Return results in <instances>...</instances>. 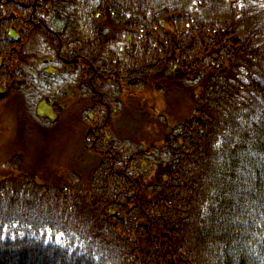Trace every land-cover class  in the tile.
<instances>
[{"label":"trees","instance_id":"16d2710c","mask_svg":"<svg viewBox=\"0 0 264 264\" xmlns=\"http://www.w3.org/2000/svg\"><path fill=\"white\" fill-rule=\"evenodd\" d=\"M262 3L0 0V111L17 124L0 167V264H264ZM46 52L80 66L52 104L61 126L33 121L21 92ZM172 87L193 101L178 132L145 150L111 140L121 94L135 108L139 89Z\"/></svg>","mask_w":264,"mask_h":264},{"label":"rangeland","instance_id":"374dc122","mask_svg":"<svg viewBox=\"0 0 264 264\" xmlns=\"http://www.w3.org/2000/svg\"><path fill=\"white\" fill-rule=\"evenodd\" d=\"M42 47L44 48V46ZM69 70L73 74H68V71L62 68L60 63H56L55 57L49 52L42 54L37 60L32 59L29 71H27L29 80H27V85L21 89V92L32 115L31 117L34 118L33 121L42 127L61 126L65 120L64 118L57 117L52 104L63 98L68 86L78 83L80 66L76 72H73L70 67ZM29 82L30 86H28ZM190 94L191 91L182 88L174 89L172 87V89L166 91L142 88L139 89V92L133 94V98H137L136 102L143 100L140 105L137 103L135 108L130 101L126 100L131 98V95L128 93L121 94V101L116 103L118 113H113L112 115L114 121L109 131L111 140H119L120 146H124L129 150L131 147V150H145L149 148L147 146L151 143V137L157 140L160 138V134H165L164 132L168 131V129H163L162 126L164 118L169 125L177 129L178 123L190 115L193 106ZM45 98L50 99L51 102ZM4 106L3 110L1 109L0 111V167L4 163L5 158L10 155L9 153H12L13 145L16 146L17 136L16 119L11 114V111L7 110L6 105ZM145 106L152 107L148 109ZM121 110H123V114L127 113L128 118H120V115H123L120 113ZM80 122L82 123V119H80ZM145 137H147L146 140ZM48 141H50L48 152L54 155L56 154L54 144L60 146L62 149L63 142H65L63 136H60V138L54 137V139L52 138ZM131 143H133L132 146ZM74 151V153L80 152L82 154V150ZM145 155L144 158L156 159L158 151L148 152ZM86 163L89 164L91 162L88 159ZM78 165L76 161H73L74 167L78 168ZM40 236L44 237L48 242L63 244L64 246L71 243V240L67 236L54 233L50 230L42 231Z\"/></svg>","mask_w":264,"mask_h":264},{"label":"snow or ice","instance_id":"6c2138e0","mask_svg":"<svg viewBox=\"0 0 264 264\" xmlns=\"http://www.w3.org/2000/svg\"><path fill=\"white\" fill-rule=\"evenodd\" d=\"M240 6H241V7H244L245 5L241 4ZM260 6H261L262 8H264V3H262Z\"/></svg>","mask_w":264,"mask_h":264},{"label":"water","instance_id":"95a60500","mask_svg":"<svg viewBox=\"0 0 264 264\" xmlns=\"http://www.w3.org/2000/svg\"><path fill=\"white\" fill-rule=\"evenodd\" d=\"M166 125V124H165ZM167 126V125H166ZM171 131H172V129H171Z\"/></svg>","mask_w":264,"mask_h":264}]
</instances>
